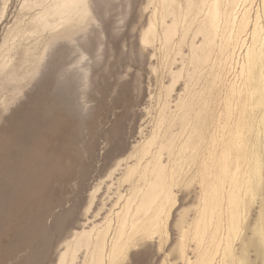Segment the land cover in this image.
<instances>
[{
	"label": "rangeland",
	"instance_id": "374dc122",
	"mask_svg": "<svg viewBox=\"0 0 264 264\" xmlns=\"http://www.w3.org/2000/svg\"><path fill=\"white\" fill-rule=\"evenodd\" d=\"M25 1L0 0V54L11 43L3 37L30 20L32 11L21 9ZM146 2L93 0L95 21L86 26L75 43L58 40L32 79L28 77L29 62L38 51L20 69L18 61L25 41L14 42L17 54L13 52L8 72L17 80H0V264H56L64 243L75 232L92 222L100 224L110 209L118 210L112 207L116 193L124 194L130 186L118 187L116 179L132 147L153 130L160 109L159 88L169 84L159 68L158 51L139 43L148 14ZM251 9V17L260 14L261 0H253ZM242 40L246 44L248 36L244 34ZM244 54L245 48L238 47L231 56L219 85L222 95L230 84L241 83ZM155 68L160 72L155 74ZM182 91L180 80L173 99ZM260 152L262 178L252 172L243 175L252 177L256 195L252 200L245 197L249 205L233 242L235 257L240 255L243 243L254 239L259 212L264 224L263 149ZM252 162L243 171L248 172ZM118 164L121 166L116 170ZM198 168L194 165L191 169ZM250 182L243 183V198ZM201 183L195 178L192 183L177 185L169 216L159 233L146 239L139 237L116 264L195 263L207 245L203 242L196 250L194 219L208 190ZM180 213L187 219L183 228L184 260L177 250ZM211 231L213 226L208 227ZM223 247L222 242L213 264H264V244H248L243 262L223 258Z\"/></svg>",
	"mask_w": 264,
	"mask_h": 264
},
{
	"label": "bare ground",
	"instance_id": "6f19581e",
	"mask_svg": "<svg viewBox=\"0 0 264 264\" xmlns=\"http://www.w3.org/2000/svg\"><path fill=\"white\" fill-rule=\"evenodd\" d=\"M92 3L93 0L23 2L21 9L31 10L32 15L29 22L22 24L20 20L21 24L7 38L3 37L11 43L8 42L5 54L4 51L3 56L0 54V80H17L8 68L14 53L17 54L14 42L19 41H25L18 61L20 69L38 51L27 72L30 79L35 77L46 53L58 40L75 43L76 37L95 21ZM146 3L148 14L138 36L139 43L158 51L159 68L169 83L159 88L160 109L154 128L142 143L132 147L116 179L118 187L130 186L124 194L116 193L112 207L118 210L110 209L100 224L92 222L75 232L64 243L56 264L118 263L139 237L146 239L159 233L169 216L174 188L183 181L192 183L195 178H200L201 186L208 187L203 207L194 219L196 250L203 242L207 245L195 263L187 260V264H213L222 242L223 258L246 261L244 252L248 244H264V224L259 212L253 228L254 239L242 244L238 257L233 253V242L249 205L245 197L252 200L256 195V187L250 182L252 177L243 175L252 172L261 179L263 170L259 152L264 151V0L260 14L256 12L253 17V0H147ZM244 34L248 36L246 44L242 40ZM238 47L245 48L239 71L241 83L230 84L222 95L219 85ZM157 69L153 70L155 74ZM180 80L183 91L173 99L174 87ZM250 160L251 169L243 171ZM194 165L199 166L196 171L191 169ZM245 182L250 184L244 189L243 198ZM177 224L181 227L177 250L184 260L183 228L187 224L184 213H180ZM209 226H213L210 233Z\"/></svg>",
	"mask_w": 264,
	"mask_h": 264
}]
</instances>
